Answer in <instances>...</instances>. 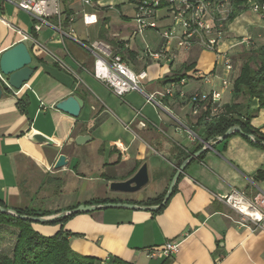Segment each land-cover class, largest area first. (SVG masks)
Wrapping results in <instances>:
<instances>
[{
	"label": "crops",
	"instance_id": "obj_1",
	"mask_svg": "<svg viewBox=\"0 0 264 264\" xmlns=\"http://www.w3.org/2000/svg\"><path fill=\"white\" fill-rule=\"evenodd\" d=\"M92 1L85 5L81 0H60L63 15L50 20L53 27L35 33L36 20L31 14L0 0V57L20 43L8 25L34 36L45 50L27 44L34 74L18 96L5 91L0 100V202L10 209L57 213L99 205L97 202L106 199L144 206L166 195L179 167L205 146V126L200 119L205 104L195 112L188 98L219 91L220 113L234 103L235 68L231 88L223 90V67L211 52L194 49L188 54L176 53L173 62L144 60L145 47L158 51L163 40L152 31L134 37L135 7L131 0ZM91 14L97 23L86 25L83 16ZM245 14L248 16L240 21ZM242 15L231 24L223 51L236 45L238 38H252L249 35L264 29L258 16L249 12ZM69 16L75 18L72 25ZM71 28L74 38L66 36ZM97 41L110 44L135 73L146 71V94L164 93L178 83L175 76L179 79L185 74L186 85L177 86L174 97L157 96L161 107L151 106L138 92L119 98L93 77L96 57L87 47ZM236 48L230 51L231 57ZM55 58L74 74L65 71ZM207 74L219 78L207 83L203 79ZM70 96L84 102L78 118L56 109ZM20 99L28 102L25 114L18 106ZM256 108L254 103L251 110ZM251 125L264 133V109ZM34 135L48 142L34 144ZM80 136L89 139L77 145ZM34 153L41 154L40 158ZM60 155L66 156L68 165L55 170ZM201 156L188 164L176 192L159 214L97 210L78 214L63 226L34 224L33 228L43 237L54 236L63 228L70 234L74 252L104 264L112 257L128 264H264V229L243 222L224 202L233 190L244 192L252 201L264 200V177H258L260 172L264 175V149L234 135ZM143 165L148 167L149 184L158 185L154 196H139L145 187L127 195L110 191L112 182L132 178ZM56 198L66 200L55 204ZM176 240L182 244L172 258H148L150 249Z\"/></svg>",
	"mask_w": 264,
	"mask_h": 264
},
{
	"label": "built area",
	"instance_id": "obj_2",
	"mask_svg": "<svg viewBox=\"0 0 264 264\" xmlns=\"http://www.w3.org/2000/svg\"><path fill=\"white\" fill-rule=\"evenodd\" d=\"M13 3L20 11L31 14L36 24L35 33H40L44 27H53L52 18H60L62 14L60 0H7ZM85 5H91L92 0H81ZM135 7L134 16V37L143 36L148 31L155 32L163 40L158 51L152 50L149 46L144 49L143 59L154 63L173 62L176 60V53L188 54L194 49L211 52L219 59L224 75L221 78L223 90L231 88V75L234 72V64L230 51L237 46H252V38H243L227 51L221 48L228 40V33L232 24L231 19L236 7L246 8L253 15L264 21V2L258 0H131ZM84 23L91 25L97 23L96 16L84 15ZM72 25L75 22L73 16L68 17ZM5 23V22H4ZM19 37L20 43H31L40 50L43 47L38 44L35 37L28 32L8 25ZM74 38V30L66 35ZM88 50L95 55L96 62L93 70V77L109 88L110 92L119 97L138 92L144 94L148 104L161 107L157 96L162 98L174 97L177 95V86L186 85L187 80L183 79L176 84L166 88L164 93L149 95L144 92L143 82L148 78L146 71L135 73L128 63L115 54L113 47L103 41L92 42ZM45 51V50H44ZM56 62L65 71L73 73L70 69L55 58ZM74 74V73H73ZM219 78L215 74H207L203 79L207 83ZM0 85L5 86L10 92L18 96L20 91L14 90L8 83L6 77L0 74ZM180 96L185 97L183 92ZM222 93L213 90L212 92L195 93L188 98L195 112H198L202 104L211 105L209 121L220 114V103ZM145 127L144 123H141ZM226 206L237 212L242 221L249 223L255 229H264V200L261 202L248 199L244 192L233 190L224 198ZM182 241H169L160 248H153L148 251V258L170 259L180 252Z\"/></svg>",
	"mask_w": 264,
	"mask_h": 264
},
{
	"label": "trees",
	"instance_id": "obj_3",
	"mask_svg": "<svg viewBox=\"0 0 264 264\" xmlns=\"http://www.w3.org/2000/svg\"><path fill=\"white\" fill-rule=\"evenodd\" d=\"M258 1L260 3L264 2V0ZM246 12L248 11L245 7L241 9L240 7H236L231 22L233 23V21ZM237 57L239 58V64L241 67L238 77L235 78L232 85L234 103L224 106V111L209 122L208 120L211 115V105L207 103L203 108L200 119L205 126L206 142L216 141L230 128L239 126L245 134L254 136L258 142L255 144L249 141L250 143L264 149V147L259 145V143H264V133H262L259 129H255L251 125V121L255 118V115L261 109H264V38L261 43L244 51L243 53H240ZM185 78L186 75L184 74L179 79L175 76L173 80L179 82ZM169 82L172 81H166V83ZM2 88L4 92L9 91L3 85ZM239 100H242V102L235 103ZM254 103H256L257 108L251 110ZM27 105L28 102L24 99H20L18 101V106L24 114L26 113ZM258 177L263 178V173H258ZM176 189L177 186L175 187L174 193L176 192ZM164 197L165 194L157 199L149 200L144 203V206L156 207L163 202ZM97 203L116 204L117 201L106 199ZM0 206L8 208L3 202H0ZM165 207L159 211H155L154 213H161ZM15 211L26 216H49L60 213H42L34 209H15ZM76 215L78 214L45 225L63 226ZM33 226L34 224L31 222L23 221L12 216L2 215L0 213V233L1 230H3L2 228H10L16 232H13V235L16 238L13 255L10 257L7 254H0V264H104L102 261L94 257L82 256L74 252L70 246V234L65 232L63 228L54 236L43 237V235L39 234ZM105 264L128 263L119 258L112 257L107 260Z\"/></svg>",
	"mask_w": 264,
	"mask_h": 264
},
{
	"label": "water",
	"instance_id": "obj_4",
	"mask_svg": "<svg viewBox=\"0 0 264 264\" xmlns=\"http://www.w3.org/2000/svg\"><path fill=\"white\" fill-rule=\"evenodd\" d=\"M33 58L30 52V49L25 43H18L12 48L5 51L0 57V74L7 78L9 85L16 91H21L25 84H27L31 77L34 74V70L31 69ZM4 95V91L2 86L0 85V100ZM84 107V102L78 96H70L66 98L64 101L58 103L56 105V109L62 111L74 118H78L80 113ZM234 134H239L248 141L257 144L258 142L252 135L245 134L239 126H234L230 128L222 137H219L216 141H209L205 143V146L199 150L198 152L191 155L188 159H186L183 164L179 167L175 176L173 177L172 182L168 188V191L164 197L163 202L160 205L155 206H137L130 204H122V203H107V204H99V205H88V206H79L76 209L63 211L57 214L49 215V216H26L17 213L14 209L6 208L0 206V213L2 215L12 216L18 218L23 221H28L33 224H41L45 225L48 223H53L62 219H65L69 216L75 214L82 213H92L97 210H107V209H127L134 211H150L155 212L159 211L163 207H165L170 199L173 196L176 184L181 175H183L186 167L190 162L195 159H198L202 154H204L207 150L212 149L217 144L225 141L230 136ZM89 137L80 136L76 139L77 145H82V143H86ZM32 142L37 145H42L47 143L48 141L41 135H34L32 137ZM260 146L264 147V143H259ZM68 165V161L65 155H60L54 169L60 170L65 168ZM149 173L147 165L141 166L140 170L130 179L122 182H112L109 186L110 191L113 193H124V194H132L141 191L144 187L149 184Z\"/></svg>",
	"mask_w": 264,
	"mask_h": 264
},
{
	"label": "rangeland",
	"instance_id": "obj_5",
	"mask_svg": "<svg viewBox=\"0 0 264 264\" xmlns=\"http://www.w3.org/2000/svg\"><path fill=\"white\" fill-rule=\"evenodd\" d=\"M253 15V14H252ZM248 16V14L242 15L239 20L242 21V19L244 20L246 17ZM259 35H261V38L259 37ZM252 37V42L253 45L252 46H247V45H242L237 47L235 50L236 52L234 53V55L232 56V61L234 64V68H235V74L236 76L239 74L240 72V67L241 65L239 64V58L237 56L240 55V53H243L244 51L251 49L253 47H255L256 45H258L259 43H261L263 41L264 38V29L260 30L258 33H254L249 35ZM242 40V38H238L237 42L240 43V41ZM158 190V185L157 184H148L144 190H142L139 194V196H141L142 198L144 197H151L155 195V192ZM66 199L64 198H56V200L54 201L55 204H61L65 201ZM3 230H1L0 233V254H7L8 256L12 257L13 255V250L15 247V243H16V238L13 235L14 230L10 229V228H2ZM16 233V232H14Z\"/></svg>",
	"mask_w": 264,
	"mask_h": 264
},
{
	"label": "bare ground",
	"instance_id": "obj_6",
	"mask_svg": "<svg viewBox=\"0 0 264 264\" xmlns=\"http://www.w3.org/2000/svg\"><path fill=\"white\" fill-rule=\"evenodd\" d=\"M30 151V150H29ZM34 155L38 156L40 158L41 154L34 153ZM42 158V157H41Z\"/></svg>",
	"mask_w": 264,
	"mask_h": 264
}]
</instances>
